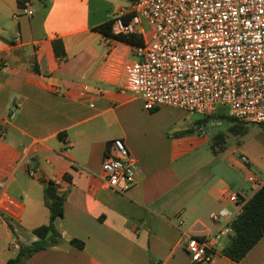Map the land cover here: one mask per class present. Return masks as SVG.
I'll list each match as a JSON object with an SVG mask.
<instances>
[{
    "label": "crops",
    "instance_id": "1",
    "mask_svg": "<svg viewBox=\"0 0 264 264\" xmlns=\"http://www.w3.org/2000/svg\"><path fill=\"white\" fill-rule=\"evenodd\" d=\"M19 1L0 0V264L49 223L51 182L65 197L55 221L64 242L22 264H264V238L234 262L221 253L230 235H221L212 262L191 261L187 237L215 233L211 215L234 208L225 191L253 195V172L244 154L202 151L207 139L180 129L174 108L149 112L123 92L121 66L136 58L134 47L98 28L122 12L131 17L134 0H28L34 15L17 17ZM115 139L139 166L127 194L103 177Z\"/></svg>",
    "mask_w": 264,
    "mask_h": 264
},
{
    "label": "built area",
    "instance_id": "2",
    "mask_svg": "<svg viewBox=\"0 0 264 264\" xmlns=\"http://www.w3.org/2000/svg\"><path fill=\"white\" fill-rule=\"evenodd\" d=\"M34 13L33 4L26 2L17 17ZM125 16L122 12L115 18L113 35L137 33L144 44L134 47L136 58L121 66L123 92L140 97L147 111L170 107L204 118L226 116L264 125V0H134L129 22ZM242 160L249 162L245 156ZM102 171L117 193L127 194L136 184L139 166L124 140L112 142ZM30 176L37 172L32 169ZM249 181L255 193L264 185L254 174ZM6 187L0 180V198ZM253 195L225 191L234 208L211 215L215 233L187 237L193 263L214 260L221 235L232 233L231 223Z\"/></svg>",
    "mask_w": 264,
    "mask_h": 264
},
{
    "label": "trees",
    "instance_id": "3",
    "mask_svg": "<svg viewBox=\"0 0 264 264\" xmlns=\"http://www.w3.org/2000/svg\"><path fill=\"white\" fill-rule=\"evenodd\" d=\"M28 0H20V7ZM131 17H125L129 22ZM114 21L108 22L98 28L99 31L107 36H113L122 42H126L133 47H139L144 44L143 37L137 33L127 35H113ZM53 48L58 57L65 55L63 43L61 40L53 41ZM221 118L229 119L233 122L230 131L235 134H244L247 123L237 121L226 116L206 117L208 119ZM226 141L222 135L214 138L212 149L216 147L222 151L226 149ZM249 164V163H247ZM45 201L50 210V221L48 224L40 226L34 230L38 240L30 246L22 247L19 254L9 260L7 264H22L24 260L31 258L35 253L48 248L63 244L64 239L57 230L55 221L64 214L65 197L60 195L54 183H49L45 189ZM232 233L229 243L222 249L221 253L234 262L242 261L248 253L264 238V185L259 189L246 204L242 214L231 223ZM72 244H78L83 247V243L73 241Z\"/></svg>",
    "mask_w": 264,
    "mask_h": 264
},
{
    "label": "rangeland",
    "instance_id": "4",
    "mask_svg": "<svg viewBox=\"0 0 264 264\" xmlns=\"http://www.w3.org/2000/svg\"><path fill=\"white\" fill-rule=\"evenodd\" d=\"M144 26L148 31V27L145 24ZM139 28L138 26L136 29ZM175 111L181 114L178 121L180 129L183 127L185 130L190 129L197 139H207L200 148L202 151L210 153L214 138L222 135L226 141V148L234 152V156L238 159L244 154L251 163L253 174L264 181V125L247 123L244 134H235L230 131L233 122L229 119L213 118L205 122V118L201 115H190L179 109ZM183 122L184 124L181 125ZM243 186L247 187V185Z\"/></svg>",
    "mask_w": 264,
    "mask_h": 264
}]
</instances>
